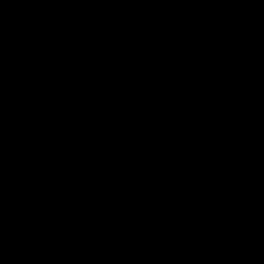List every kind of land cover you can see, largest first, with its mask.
Instances as JSON below:
<instances>
[{
  "label": "water",
  "instance_id": "water-1",
  "mask_svg": "<svg viewBox=\"0 0 264 264\" xmlns=\"http://www.w3.org/2000/svg\"><path fill=\"white\" fill-rule=\"evenodd\" d=\"M0 264H264V0H0Z\"/></svg>",
  "mask_w": 264,
  "mask_h": 264
}]
</instances>
